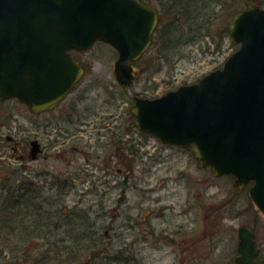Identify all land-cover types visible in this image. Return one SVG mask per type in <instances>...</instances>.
<instances>
[{
	"label": "rangeland",
	"instance_id": "1",
	"mask_svg": "<svg viewBox=\"0 0 264 264\" xmlns=\"http://www.w3.org/2000/svg\"><path fill=\"white\" fill-rule=\"evenodd\" d=\"M155 1L149 5L160 13ZM245 1L228 3L236 12ZM206 10L167 28L158 23L152 45L133 62L139 96L196 82L237 49L227 6ZM72 52L85 74L56 108L35 114L17 98L0 104V247L9 245L1 247L0 264L14 252L34 255L39 243L75 254L73 264L90 254L89 264H232L237 230L246 225L264 251V218L247 188L198 167L180 145L137 129L132 92L116 80L112 45L98 41ZM32 138L44 152L20 159Z\"/></svg>",
	"mask_w": 264,
	"mask_h": 264
},
{
	"label": "water",
	"instance_id": "2",
	"mask_svg": "<svg viewBox=\"0 0 264 264\" xmlns=\"http://www.w3.org/2000/svg\"><path fill=\"white\" fill-rule=\"evenodd\" d=\"M158 11L141 0H0V98L38 113L55 107L83 74L70 49L98 40L117 50L114 72L133 96L142 132L190 149L198 166L233 174L264 215V7L246 0L227 23L238 47L221 68L154 98L133 89L132 61L152 42ZM31 157L38 141L31 142ZM234 264H264L254 233L238 230Z\"/></svg>",
	"mask_w": 264,
	"mask_h": 264
},
{
	"label": "trees",
	"instance_id": "3",
	"mask_svg": "<svg viewBox=\"0 0 264 264\" xmlns=\"http://www.w3.org/2000/svg\"><path fill=\"white\" fill-rule=\"evenodd\" d=\"M143 1L147 4H150L151 0H143ZM155 2H156V6L160 8L159 10L160 11L159 13L160 21L159 22H161V27L163 26L164 28L171 26L174 20L181 19L183 21V18L185 19H187L188 17L191 18L193 14L197 15V17L198 16L201 17L204 11L208 12L206 9H209L215 4H218L222 7L226 5L228 13L231 12V14H234L235 12L234 11L235 8L231 9L229 7L231 2L228 3V0H156ZM258 3L264 4V1H258ZM18 202H20V200H18ZM20 212H22V209ZM11 220H13V218ZM38 236L39 235L35 233L33 234L32 239L37 238ZM29 240H30V237L27 238L25 241H29ZM41 244L42 243H39L37 245V251L35 252L34 255L29 253L28 250H26V252H23V255H18L14 252L11 255H9L8 257L9 259H6L4 263L5 264H19L17 263V260L20 259L19 256H22L25 259H27V264H73V262L76 261L75 254L73 256L69 254L63 255L60 253V250L58 248H55L54 251L50 249H43V246L40 247ZM70 245L71 244H65L64 247L63 246L62 247L65 250L66 249L69 250L71 249ZM8 246L9 245L7 244L1 245L2 249ZM1 247H0V250L2 251ZM62 247L60 248L62 249ZM55 251L56 253L55 255H53ZM90 255H89L88 260L84 259L85 260L84 262H82L83 260H81L77 262L76 264H89V260H91Z\"/></svg>",
	"mask_w": 264,
	"mask_h": 264
},
{
	"label": "flooded vegetation",
	"instance_id": "4",
	"mask_svg": "<svg viewBox=\"0 0 264 264\" xmlns=\"http://www.w3.org/2000/svg\"><path fill=\"white\" fill-rule=\"evenodd\" d=\"M11 100H12V98L0 99V104H4L5 102L11 101ZM1 137H2V135H0V151L4 150V147H5L4 142L1 141ZM4 139H5V141H8L10 143V146L13 149V151H17L16 141H14L13 136L11 134L7 133V135L4 136ZM33 139H36V138H32V140ZM39 146H40L41 151L44 152V150H43L44 148L42 147L41 141H40V145ZM19 151H20V149H19ZM28 154H29V152H28ZM28 154H26L25 152L23 153V152L20 151V154H18V156L23 159V158H25V156H28ZM0 171H1V168H0Z\"/></svg>",
	"mask_w": 264,
	"mask_h": 264
}]
</instances>
